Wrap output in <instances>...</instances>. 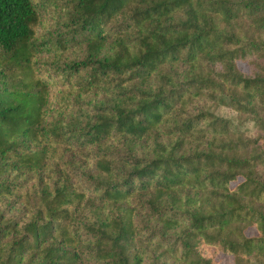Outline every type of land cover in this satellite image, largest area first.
I'll return each mask as SVG.
<instances>
[{"label": "trees", "instance_id": "obj_1", "mask_svg": "<svg viewBox=\"0 0 264 264\" xmlns=\"http://www.w3.org/2000/svg\"><path fill=\"white\" fill-rule=\"evenodd\" d=\"M0 264H264V0H0Z\"/></svg>", "mask_w": 264, "mask_h": 264}, {"label": "rangeland", "instance_id": "obj_2", "mask_svg": "<svg viewBox=\"0 0 264 264\" xmlns=\"http://www.w3.org/2000/svg\"><path fill=\"white\" fill-rule=\"evenodd\" d=\"M218 112L222 113L224 115H227V116H233L234 115V112L231 109H229L228 107H224V106L220 107L218 109ZM253 231H254L253 228H248L246 230V232H248V233H252Z\"/></svg>", "mask_w": 264, "mask_h": 264}]
</instances>
